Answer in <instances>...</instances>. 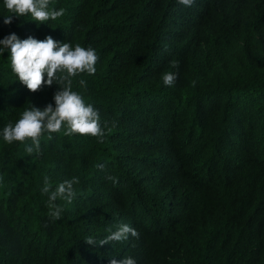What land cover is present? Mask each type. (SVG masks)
Listing matches in <instances>:
<instances>
[{
  "label": "trees",
  "instance_id": "obj_1",
  "mask_svg": "<svg viewBox=\"0 0 264 264\" xmlns=\"http://www.w3.org/2000/svg\"><path fill=\"white\" fill-rule=\"evenodd\" d=\"M61 9L5 24L0 0V40L94 49L95 74L73 77L72 90L105 135H65V124L42 135L39 154L31 140L5 142L23 111L55 107L60 85L31 92L0 54V264H264V0H50ZM45 177L51 190L79 180L72 203L57 198L58 220ZM120 224L139 237L85 241Z\"/></svg>",
  "mask_w": 264,
  "mask_h": 264
},
{
  "label": "clouds",
  "instance_id": "obj_2",
  "mask_svg": "<svg viewBox=\"0 0 264 264\" xmlns=\"http://www.w3.org/2000/svg\"><path fill=\"white\" fill-rule=\"evenodd\" d=\"M194 0H178V3L191 6ZM50 0H4V6L11 15L4 16V23L11 24L13 14L15 17L31 15L32 21L46 22L56 20L63 16L64 10H47ZM5 50L11 56V68L17 75L21 84L31 92L39 91L44 84L51 86L53 83L60 85V89L54 94L55 107L50 103L43 110L34 105L21 114L18 121L8 124L3 129V139L11 144L14 141H32V145L26 148L29 154H39L42 135L47 132H60L66 124L65 135L79 134L100 138L103 142L105 135L100 124V115L91 104H85L84 99L72 90V78L81 73L94 75L95 64L98 56L94 49H85L77 44L74 48L69 43L54 40L51 36L44 40H38L29 36L20 39L15 33H11L0 40V54ZM45 73L47 79L45 80ZM59 73V75H58ZM176 79L175 73H165L162 76L164 85L171 86ZM81 85L86 81L80 80ZM63 85V87H62ZM51 138V136H49ZM97 167L103 170L104 165ZM115 184L116 178L109 177ZM79 183L77 177L65 180L55 190H51L48 178L45 177L42 194H48V206L50 219L61 218L63 208L56 203L57 198H63L69 204L77 197L74 184ZM129 236L138 238L139 233L128 224H120L105 238L96 241L91 237L85 239L89 245H104L112 242H123ZM110 264H136L133 257H123L122 260L112 259Z\"/></svg>",
  "mask_w": 264,
  "mask_h": 264
}]
</instances>
